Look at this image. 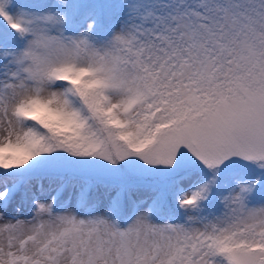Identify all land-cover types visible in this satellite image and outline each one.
Returning <instances> with one entry per match:
<instances>
[{
  "label": "snow or ice",
  "instance_id": "obj_1",
  "mask_svg": "<svg viewBox=\"0 0 264 264\" xmlns=\"http://www.w3.org/2000/svg\"><path fill=\"white\" fill-rule=\"evenodd\" d=\"M0 264H264V0H0Z\"/></svg>",
  "mask_w": 264,
  "mask_h": 264
}]
</instances>
